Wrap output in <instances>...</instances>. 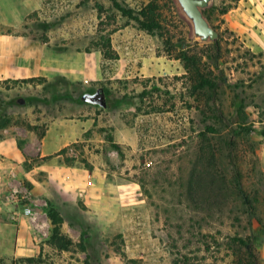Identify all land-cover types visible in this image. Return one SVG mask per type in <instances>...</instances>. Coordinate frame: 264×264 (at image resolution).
Returning <instances> with one entry per match:
<instances>
[{
  "label": "rangeland",
  "instance_id": "1",
  "mask_svg": "<svg viewBox=\"0 0 264 264\" xmlns=\"http://www.w3.org/2000/svg\"><path fill=\"white\" fill-rule=\"evenodd\" d=\"M42 1L25 33L74 54L101 52L108 91L103 109L82 101L99 83H0V123L26 121L41 133L49 123L44 117L56 111L89 122L83 140L62 151L57 163L94 183L68 201L45 182L38 203L59 205L70 223L78 218L66 226L74 241L66 244L69 252L58 249L51 263L238 264L246 254L240 240H246L264 264V50L250 47L258 43L257 2L208 0L201 11L220 43L211 52L214 42L196 34L179 0H116L134 14L157 2L176 49L192 45L220 82L217 98L209 100L192 94L177 52L168 56L164 39L122 17L113 0ZM44 162L50 160L32 165ZM86 236L92 238L85 242Z\"/></svg>",
  "mask_w": 264,
  "mask_h": 264
},
{
  "label": "crops",
  "instance_id": "2",
  "mask_svg": "<svg viewBox=\"0 0 264 264\" xmlns=\"http://www.w3.org/2000/svg\"><path fill=\"white\" fill-rule=\"evenodd\" d=\"M42 2L0 0V83H22L36 79L64 80L79 85L103 82L105 71L101 52L77 51L74 54L71 50H60L52 40H42L39 36L25 33L30 21L34 24L37 22ZM255 2L258 23L257 28L253 29L258 43L256 46L250 44V47L260 52L264 50V0ZM47 119L49 123L42 138L35 131L27 129L23 122L0 123V261L8 262L9 258L22 261L33 259L34 264L38 260L40 264H52L51 259L59 253L46 241L44 244L40 242L42 239L29 219L21 215L22 206L12 202L15 189L28 190L32 204L38 205L46 195L45 182L54 186V190L68 201L74 191L94 183L88 180L86 185L85 177L74 174L72 167L57 163L62 151L83 140L89 122L59 111L47 114L44 120ZM46 158L50 162L32 165L35 159L43 161ZM40 174L43 177H39ZM92 177L94 179V174L89 175L90 179ZM38 206H35V210L47 213V208ZM53 206L63 214L59 205ZM13 215L15 219H11ZM77 219V216L71 217L72 223L64 219L63 230L67 233L66 226L77 224ZM84 240L89 241V236ZM9 242L12 243L11 250L7 249ZM65 252L69 250H63ZM82 254L92 256L87 250Z\"/></svg>",
  "mask_w": 264,
  "mask_h": 264
},
{
  "label": "trees",
  "instance_id": "3",
  "mask_svg": "<svg viewBox=\"0 0 264 264\" xmlns=\"http://www.w3.org/2000/svg\"><path fill=\"white\" fill-rule=\"evenodd\" d=\"M116 8L122 13V17H128L129 19L135 21L141 30H144L148 32L149 34L158 33L165 42L166 50L168 51V56L173 57V51L177 52V55L174 56L176 60H179L182 62L184 69L186 70V79H190L192 83V94H198L201 93L204 94V96L208 95V98H212L215 100L218 96V90L220 87V82L217 81V78L214 74V72L211 70L209 65L203 61V56H201L198 53H194L192 45H182L183 47L181 49H176V43L171 38L168 37L169 31H167L162 26V20L163 16L160 13V6L157 4V2H151L147 6H145L141 11H139L138 14H134V11L130 9H126L122 7L116 0H113ZM220 43L219 41L214 42L209 46L211 52L213 50L219 51ZM176 50V51H175ZM218 54V53H217ZM207 58H209V55H207ZM213 60H218L219 56L214 55V57H210ZM218 62V61H217ZM216 64V63H215ZM217 66V64H216ZM218 68V66L216 67ZM37 80V79H36ZM223 80V79H222ZM34 80H26L22 81V83H27ZM102 85L101 87L104 89L106 96L108 95L107 89L103 86V82H100L99 85ZM24 126L32 131H35L38 133L39 137L42 138L45 134V131L39 133V126L33 125L28 122H24ZM209 131L212 130V128L208 129ZM114 150H116L120 156L124 157V153L122 151L121 145L115 144L113 145ZM215 159V156L212 155L211 162ZM236 187L241 194V196L247 200L246 194L244 192V189L240 183V180L237 176V183ZM47 215L51 222V231L50 235L45 243L48 245H51L55 249L59 250H68L67 245H72L74 242L72 239L68 236V234L63 230V222L64 218L60 214V212L53 206V204L48 205L47 208ZM92 237L90 236L89 239ZM241 245L245 247L246 254L243 259H240L238 261V264H257L258 258L253 252L252 248L250 247V243L248 241L240 240Z\"/></svg>",
  "mask_w": 264,
  "mask_h": 264
},
{
  "label": "water",
  "instance_id": "4",
  "mask_svg": "<svg viewBox=\"0 0 264 264\" xmlns=\"http://www.w3.org/2000/svg\"><path fill=\"white\" fill-rule=\"evenodd\" d=\"M184 10L189 14L194 22L196 34L203 40L215 42L218 39L217 31L212 28L205 19L201 8L205 7L208 0H179ZM82 101L100 108H107V97L104 89L99 87L94 93H86L82 96ZM21 105L25 104L24 99H20Z\"/></svg>",
  "mask_w": 264,
  "mask_h": 264
},
{
  "label": "built area",
  "instance_id": "5",
  "mask_svg": "<svg viewBox=\"0 0 264 264\" xmlns=\"http://www.w3.org/2000/svg\"><path fill=\"white\" fill-rule=\"evenodd\" d=\"M12 194V202H15L17 205L22 206L21 215L29 219L33 229L40 237V239H47L52 228L47 213H42L41 211L35 210V206L38 205L32 204L31 195L28 190L15 189ZM41 207L47 208V203H45V205H42ZM15 218L16 217L14 215L11 217V219Z\"/></svg>",
  "mask_w": 264,
  "mask_h": 264
}]
</instances>
